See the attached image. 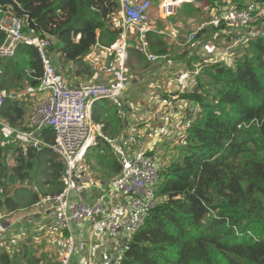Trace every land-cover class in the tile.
<instances>
[{
  "label": "trees",
  "instance_id": "trees-1",
  "mask_svg": "<svg viewBox=\"0 0 264 264\" xmlns=\"http://www.w3.org/2000/svg\"><path fill=\"white\" fill-rule=\"evenodd\" d=\"M15 1L43 33L59 40L64 61L76 67L82 66L96 45L108 48L121 34L114 18L120 10L116 0ZM244 3L198 0L197 8L182 5L188 14L198 16L243 10L248 5L258 10L251 25L253 34L229 64L213 59L200 64L195 56L187 60V70L192 75L197 70L195 87L171 96L192 104L195 113L191 121L186 120L178 142L161 147L154 207L140 229L124 237L112 264H264V0ZM22 30L38 35L25 27ZM208 33L230 44L239 37L220 24L203 28L195 35V43ZM136 39L127 41L125 66L128 60L146 61V54L169 56L174 49L165 43L164 35L146 33L145 51L138 46L139 40L135 44ZM4 40L0 31V46ZM47 50L49 55L55 52L51 47ZM187 53L186 49L177 60H184ZM41 75L33 46L18 44L11 57L0 58V92L20 95L3 98L0 121L23 130L36 97L25 90L36 89ZM90 120L101 126L103 134L88 149L85 160L88 170L96 173V182L105 183L121 172L119 156L105 142V135L110 126L120 128L122 119L113 100H102L92 104ZM44 137L52 139L48 129ZM63 172V162L50 149L0 139V213L30 210L61 193ZM44 247L33 236L17 239L12 231L1 232L0 264H60Z\"/></svg>",
  "mask_w": 264,
  "mask_h": 264
},
{
  "label": "built area",
  "instance_id": "built-area-1",
  "mask_svg": "<svg viewBox=\"0 0 264 264\" xmlns=\"http://www.w3.org/2000/svg\"><path fill=\"white\" fill-rule=\"evenodd\" d=\"M117 1L120 10L116 15L120 17L121 34L113 45L118 44L114 49L118 60L114 66L106 70L112 75V81L89 82L77 88L69 87L54 68L47 50L51 47L49 41L38 35L25 34L22 30L23 19L9 9L0 8V31L5 34V40L0 46V58L11 57L16 46L22 43L37 50L42 65V75L38 79L36 89L29 87L25 90L26 94L37 93L41 98L30 109L22 126L23 130L0 121V139L34 149L44 147L58 155L64 165L61 178L63 189L61 193L43 200L51 207L53 227L59 232L68 233L73 225L82 223L95 240L127 237L140 229L147 213L155 204L154 188L162 166L161 143L162 138L168 135L165 127L168 119H164L163 126L156 131L151 140L146 142L140 137H135L125 146L114 148L122 168L120 174L109 181L107 192L111 195L125 196L123 205L105 208L100 204L82 200L84 194L97 187L95 177L87 169L85 160L88 149L95 145L96 139L90 120V108L95 102L120 98L127 84L133 80L134 76L127 74L125 70L126 42L133 31L142 33V27L150 20L149 0ZM183 4H191L197 8L198 0H160L157 4L158 15L162 19L170 18ZM256 10L258 9H255L254 5H248L243 10L229 9L222 13L216 12L212 20L191 33L187 38L188 47L195 46V35L206 26L217 28L222 24L230 32L245 29L247 35L251 36L252 26L249 25L256 21L254 16ZM113 45L108 50H111ZM208 62L209 60L204 61ZM196 74L197 72H194V75ZM7 96L20 97L0 92V106L3 98ZM47 129L52 134L50 141L44 137ZM71 190L76 192L75 198L68 197ZM3 218V214L0 213V232L8 228L1 224ZM67 236L60 264H72L74 255L80 250L72 236ZM97 253L98 246L94 243L80 264H95Z\"/></svg>",
  "mask_w": 264,
  "mask_h": 264
},
{
  "label": "crops",
  "instance_id": "crops-1",
  "mask_svg": "<svg viewBox=\"0 0 264 264\" xmlns=\"http://www.w3.org/2000/svg\"><path fill=\"white\" fill-rule=\"evenodd\" d=\"M131 1L138 2V0ZM238 1L245 2L244 4L247 5L252 3V0ZM176 14L181 16H179V18L177 17L178 19L176 18L177 20L174 22L175 27H172L165 19L161 18V21L157 22L154 18V14L149 13L151 20L147 25L142 27L143 32L138 33L137 31H133L127 39V41H132L138 36V39L135 40V44H138L139 40L141 43L139 42L140 44H138V46L141 47L142 51H145L143 36L146 33H156L164 35L166 40L165 43L167 45L173 44L174 49L169 56L167 55L168 57H154L155 59L152 60L146 54L147 57L144 62L128 60L126 64L127 68H130V65L134 68H140L141 71L139 73L136 72V76H134L133 80L127 84L122 96L113 100V104L117 105V113L122 119V125L120 128L115 129L113 126H110L106 131L105 142L113 151H115L114 148L125 146V144L131 142L135 137H140L146 142L151 140L155 136L156 131L163 126L164 119H168V124L165 126L168 135L165 138H162L163 141L161 139V147L165 144H169V146L173 147L174 144L178 142L180 134H183L186 120L191 121L195 113V109L191 107L192 104H182V101L174 102L177 97L171 96L175 93L190 92L195 87L193 82L194 73L192 75L187 70V60L195 56V58L197 57L199 60V63L212 59L215 61L223 60L224 62H227L231 60L229 59L230 57L227 56L238 47L236 41H239V39H246L248 34L247 30L246 33L241 30H235L233 33L239 37L232 44H230V42L228 43L225 38H216L217 41L222 42V45L212 53L211 50L208 51L209 48H211V40L208 41L210 38H203L201 41L197 42L193 48H189L187 37L185 35L187 32V25L183 26V18L186 16L189 20V14L182 7ZM114 18L115 24L120 27V17L115 15ZM191 22L193 26V17ZM164 32H166V34ZM242 33L244 34L242 35ZM205 43L208 44L204 45ZM117 45H113L111 50H108L110 49L109 47L103 48L96 45L91 50L90 54L86 56L81 67H76L72 63H66L60 53L61 48L54 50L55 52L50 53L49 57L56 71L71 88H77L89 82L109 83L112 81V75L106 72V70L111 66H114L118 60V56L116 52H114ZM186 49L188 50V53L185 59L177 60L179 57L178 55ZM109 52L111 53L110 55ZM194 60L191 62V65ZM108 63L111 64L108 65ZM91 69L95 72H91V75H89ZM139 90H141L140 93L144 94V99L139 97ZM33 95H36V97H34L35 103L38 102L41 95L37 93ZM164 96H167V99H165ZM146 104H149V106ZM187 108L188 110H186ZM185 111L187 113L186 117ZM92 126L94 136L98 139L103 134L102 128L100 125L94 124L93 122ZM90 163L94 164L92 160ZM87 169L89 168L87 167ZM92 173L93 176L95 175L94 177L98 179L96 173L93 171ZM108 183L109 181L105 183H97V187L84 194L82 200L91 204H100L105 208L123 205L126 197L119 194L111 195L108 193ZM3 216L4 218L2 219L1 224L8 227L5 232L7 230L12 231L17 239H28L33 236V239L35 238L36 242L45 245V251H48L47 244L50 242L52 235H55L58 238L62 237L61 232L54 230V218L51 207L46 202H41L30 210H22L9 215L4 214ZM64 233L71 235L80 249L79 252L74 255L72 264H80L87 255L88 249L94 243L98 246L95 264H112L114 259L120 254L117 250L119 244L114 241V238L107 237L95 240L90 234H88L82 223L73 225L70 232ZM57 259L60 260L58 257Z\"/></svg>",
  "mask_w": 264,
  "mask_h": 264
},
{
  "label": "rangeland",
  "instance_id": "rangeland-1",
  "mask_svg": "<svg viewBox=\"0 0 264 264\" xmlns=\"http://www.w3.org/2000/svg\"><path fill=\"white\" fill-rule=\"evenodd\" d=\"M138 1H140V0H138ZM150 1V4H151V6H150V9H149V13L150 14H154V18H155V20L158 22V20H160L161 21V18H160V16L158 15V10H157V6H156V2H157V0H149ZM159 1V0H158ZM159 3V2H158ZM191 5V4H190ZM191 6H193V5H191ZM216 13V12H215ZM215 13L214 12H212L211 14H209V16H208V14H206V13H202L201 15H190L189 14V16H188V18H189V20L187 19V17L186 16H184V24H183V26H185V25H187V32H186V37L188 38L190 35H191V33H193V32H195V30L197 29V27H199V26H201L202 24H204V25H206L208 22H204L205 20H207V18H209L210 17V19L211 18H213V16L215 15ZM178 15V16H177ZM184 15V14H183ZM179 16H181V15H179V14H175L174 16H172L171 18H169V19H165L166 20V22H168V24L169 25H171L172 27L174 26L175 27V21L179 18ZM178 17V18H177ZM192 17H193V23H194V25L192 26V22H191V19H192ZM177 18V19H176ZM149 19L151 20V16L149 15ZM149 20V21H150ZM164 20V21H165ZM212 20V19H211ZM201 21V22H200ZM202 22H204V23H202ZM196 23V24H195ZM249 26H251V25H249ZM207 27V26H206ZM205 27V28H206ZM251 28H253V27H251ZM163 30H164V28H163ZM165 34H166V32H164ZM252 33H253V31H252ZM248 36V35H247ZM203 38H210L208 41H210L211 42V44H210V47L211 48H209V50L208 51H210L211 50V53L212 52H214V50H216L217 48H219L221 45H222V42L221 41H217V39L215 38V37H213L212 35H210L209 33L207 34V35H205V36H203ZM202 38V39H203ZM201 39V40H202ZM245 39H239V41L237 40L236 41V44H238V47L235 49V51H233L231 54H229L227 57H230L229 59H234V57H235V55L237 54V51H240L239 50V46L242 44V42L244 41ZM194 41H195V38H194ZM197 43V42H196ZM195 43V44H196ZM200 43H202V42H200ZM208 43H205L204 45H207ZM234 53V54H233ZM201 63H204V61H202ZM200 63V64H201ZM228 64H229V61L227 62ZM111 63H108V65H110ZM129 67L130 68H127L126 66H125V70H126V72H127V74H129V75H132V76H136V72H140L141 70H140V68H138V67H136V68H134V67H132V66H130L129 65ZM131 69V70H130ZM197 72V71H196ZM139 92V97H141V99H144V94L143 93H140L141 92V90H139L138 91ZM175 101H177V100H174V102ZM179 102V101H178ZM147 106H149V104H146ZM186 110H188V108L186 109ZM187 116V113H186V111H185V117ZM166 124H168V122L166 123ZM164 151V150H163ZM163 154H164V152H163ZM91 174H92V172H91ZM67 238H68V236H67V234L65 233V237L63 238V237H60V238H58L57 236H55V235H52L51 236V240H50V242H48V251L49 252H51V255L54 257V258H61V256L63 255V253H64V250H65V243H66V240H67ZM49 241V240H48ZM114 241L115 242H117L119 245H118V251L120 252V250H121V247H122V245H123V241H124V237L122 238V237H117V238H115L114 239Z\"/></svg>",
  "mask_w": 264,
  "mask_h": 264
},
{
  "label": "water",
  "instance_id": "water-1",
  "mask_svg": "<svg viewBox=\"0 0 264 264\" xmlns=\"http://www.w3.org/2000/svg\"><path fill=\"white\" fill-rule=\"evenodd\" d=\"M0 8L9 9L13 14L22 18L24 27L27 28L29 31L37 32L38 37L45 38L46 40H48L53 50H58L62 47V44L55 36H49L43 33L33 21L31 14L23 10L22 7L15 0H0ZM225 63L228 64L227 62ZM76 196L77 195L74 190L69 191V198H75Z\"/></svg>",
  "mask_w": 264,
  "mask_h": 264
}]
</instances>
